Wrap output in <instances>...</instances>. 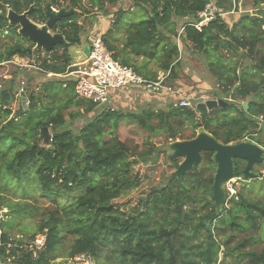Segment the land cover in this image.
<instances>
[{"label":"trees","instance_id":"trees-1","mask_svg":"<svg viewBox=\"0 0 264 264\" xmlns=\"http://www.w3.org/2000/svg\"><path fill=\"white\" fill-rule=\"evenodd\" d=\"M83 1L0 0V35L15 38L0 51V64L33 57L27 50L34 45L8 24L6 6L17 14L32 7L28 19L41 25L46 22L47 4L53 8L66 5L73 13L56 23L52 33L61 34L71 45H80L82 26L77 11ZM130 1L129 9L112 15V26L102 35L115 61L146 80H156L155 73L145 75L146 65L156 63L160 72L169 73L168 83L179 66L174 42L178 39L206 58L221 95L233 101L213 109L216 118L211 113L198 118L195 107L180 108L174 103L164 110L124 113L110 109L107 103L76 99L72 80L48 79L40 91L26 97L23 92L21 103L26 105L19 104L12 111L14 83L5 77L0 84V210H7L3 215L7 220L0 221V264H76L73 259L82 254L95 264H218L219 254V264H264V176L254 179L261 182L256 196L225 191L226 203L215 209L211 187L216 166L213 153L203 152L197 170L187 172L180 181L152 187L135 206L127 208L118 201L146 182L141 169L156 162L163 150L150 146L139 154L117 137L118 125L125 121L151 134L162 132L172 142L188 141L179 133L187 127L193 135L204 131L223 145L248 140L264 149V0H251L252 12L244 11L231 27L218 11L237 9L241 0ZM87 2L104 10L118 0ZM207 5L216 10L214 17L198 30V14ZM177 21L182 22L179 35ZM45 54L37 64L44 72L65 75L73 64L60 46ZM134 58H141L144 66L132 65ZM15 69L20 77L15 81L18 92L24 77L26 84L30 81L31 71ZM176 94L184 96L179 91ZM236 101L241 102L239 106ZM72 108V120L92 117L75 133L62 116ZM42 128L51 131L46 144L40 136ZM181 162V158L167 161V175ZM243 168V161L233 160L234 178L242 179ZM9 188L25 199L38 197L56 206L39 220L31 235L25 230L16 235L14 226L20 218L36 216V210L3 198ZM40 234L46 237L44 247L31 250L29 243ZM65 238L71 239L67 246ZM8 243L12 246L7 247Z\"/></svg>","mask_w":264,"mask_h":264},{"label":"rangeland","instance_id":"rangeland-1","mask_svg":"<svg viewBox=\"0 0 264 264\" xmlns=\"http://www.w3.org/2000/svg\"><path fill=\"white\" fill-rule=\"evenodd\" d=\"M130 0H118L115 5H108L105 6L104 10H98L97 8L88 4L87 0L81 3V9L78 12V23L82 26V30L80 33V38L82 43H86L87 40L94 34L99 33H106L112 26L113 17L112 15L116 13L119 9L127 10L131 7ZM211 13L213 14L215 9H213L212 5ZM53 8V7H52ZM60 9H65L66 11L70 10L67 8L66 5H63L60 8H53L55 11H59ZM245 12L251 13V0H241L237 6V9H233L230 12H222L218 11L221 16V19L228 24V26H232L236 20ZM128 16V15H127ZM181 21H177L178 27L176 29L177 34H181ZM15 42V38L11 36L2 34L0 35V51L3 47L7 45H12ZM174 42L177 44L179 49V66L176 70V77L171 79L168 83L172 87V90L176 93L179 91L184 96L192 98L191 102L194 107L201 102L207 100H224L225 102H232L233 100L228 96L227 98L221 95L220 91L217 88L216 81L210 71L208 70V65L206 58L203 55L196 54L193 50H190L182 41L176 39ZM25 46H29L28 43H25ZM30 48V47H29ZM32 50L31 56L32 58H15L17 61H21L22 64L26 62L34 61L35 65L39 64L41 59L46 57L44 51H33ZM80 56V53L77 54ZM229 56H234L230 54ZM142 60L140 58H134L132 61V65H140ZM229 65V64H226ZM135 66V67H136ZM16 66L14 65H5L0 66V84L2 83L5 77H10L13 81L14 86V95H15V102L17 107L13 108L11 106V110L15 111L18 109L19 104L21 103L22 96L19 99L17 96V81L20 77L19 74L16 72ZM139 67V66H138ZM146 70L150 71L151 73H155L157 78L160 77L163 73L160 72L159 66L156 63H149L146 66ZM48 79H58L49 76L41 75L37 72H30V81L26 84V88L24 90V97L28 96L29 94H33L37 91H40L41 86L48 80ZM60 79V78H59ZM11 81H9L7 85H9ZM118 92V91H114ZM167 96V95H165ZM173 98L168 95L166 98H156L153 97H144L140 99H135V101L131 102L130 104H126L125 107L120 106V104L116 105V102L112 100L110 102V109L114 111H121L124 113L132 112V113H141L147 110H164L167 105L173 103ZM240 101H236V104L239 106ZM25 107V106H24ZM78 109V108H77ZM74 108L62 113L63 119L67 122V127L71 129L73 133L77 132L81 129L87 122L91 120V115H84L80 118H76L74 120L71 119L70 115L74 113ZM79 111L82 112V108L79 107ZM212 111V112H211ZM206 113L216 118L217 113L216 111L211 110ZM214 112V115L212 114ZM201 114L197 113V117L199 118ZM233 118H237L236 114H231ZM209 117V116H208ZM155 124V123H154ZM181 137L185 140H191V137H195L198 133L197 131L193 135L191 130L185 127L182 131L179 132ZM49 137H51V131L49 130ZM117 137L120 142L124 143L126 147L136 153H144L145 150H149L150 146L157 147V149H161L163 151L160 157L157 159L156 162H152L150 167L142 168L141 171L143 174L146 175L147 180L146 182L142 183L141 186L127 194L123 199L119 200L118 203H124L127 208H131L136 205V202L140 196L146 194L149 189L152 187H157L162 185V182H165V178L168 177V164L167 156L169 155L168 146L174 142L171 140H166L164 134L156 133L151 134L148 131H145L139 128L137 125L131 122L121 121L118 125L117 129ZM109 136H106L105 139L107 140ZM181 140L177 139L175 142H180ZM251 142V141H250ZM253 143V141H252ZM255 144V143H254ZM202 165V164H201ZM200 165V166H201ZM253 172L256 174V177L261 174L264 176V163L262 165H256L253 168ZM257 179V178H256ZM255 179V180H256ZM250 182V184H243L242 181L238 180L237 178H233L229 181L227 185H225L224 190L229 193V195H233L237 191H244L248 193L249 196H256L257 189L260 187V181ZM252 189V192L248 190ZM29 193L32 194L31 191ZM3 198L8 201L20 203L26 206L28 209L36 210V216L29 218V219H18L14 226V232L16 235H19V230L27 231L28 235H31L35 226L38 224L39 220L43 218V216L47 213H50L55 210V204L48 202L45 199H41L36 197L34 199H25L20 197V193L14 191L13 189L9 188L3 192ZM7 213L6 209L0 210V221L4 218V214ZM222 239L221 237L218 240ZM65 246L71 243L70 238H65ZM222 260V254L218 256V264ZM61 261V260H58ZM229 264L228 262H226ZM225 263V264H226ZM69 264V263H67Z\"/></svg>","mask_w":264,"mask_h":264},{"label":"water","instance_id":"water-1","mask_svg":"<svg viewBox=\"0 0 264 264\" xmlns=\"http://www.w3.org/2000/svg\"><path fill=\"white\" fill-rule=\"evenodd\" d=\"M31 9L32 7L23 14H17L10 9L6 13L8 24L17 28L19 37L32 43L34 45L33 51L51 52L56 46H60L69 53L74 63L80 61L77 60V54L80 53V45H71L66 42L61 34L52 33L56 23L70 17L73 10L66 11L65 9H60L59 11H55L51 5L47 4L45 7L46 22L39 25L28 19V14ZM83 48L81 55L87 58L89 56L88 44ZM27 53L30 55L32 50H27ZM227 106L228 104L221 99L207 100L198 103L195 106V111L198 114H206L215 108H224ZM247 106V103H244L245 110H247ZM40 136L43 138L45 144L48 143L49 129L42 128ZM168 150L170 152L167 156L168 160L181 158L182 162L173 173L164 179L166 183L174 179L180 181L187 172L192 169L197 170L202 164L201 154L203 152L213 153L212 160L216 166V170L211 188L215 209H219L226 203L224 187L234 178L233 160L245 162L246 165L242 172L244 182L256 179V174L252 172L253 166L264 163V149L260 146L250 141L223 145L204 131L198 132L191 140L170 144Z\"/></svg>","mask_w":264,"mask_h":264},{"label":"built area","instance_id":"built-area-1","mask_svg":"<svg viewBox=\"0 0 264 264\" xmlns=\"http://www.w3.org/2000/svg\"><path fill=\"white\" fill-rule=\"evenodd\" d=\"M8 10L9 8L6 6V11ZM211 11V6L207 5L204 11L198 14L200 21L195 25L196 29L200 30L202 26H205L214 17V13L212 14ZM87 43L89 47V56L87 58L83 57L82 60L73 63L68 67V72L66 73L67 77H71L74 80V94L76 99L104 105L108 102L110 94L114 91L132 88L139 90L141 93L150 95L164 93V95H170L171 98L176 94L166 81L169 77V73H163L160 77L156 78V80H146L135 72L133 68L122 66L115 61L104 45L100 33L92 35ZM9 64L22 70L38 71L45 73L49 77L53 76L51 73L44 72V70L35 65L34 61L22 64L21 61L13 59V61L6 64H0V66ZM25 85L26 80L24 77L20 81V87L17 92L19 99L24 92ZM176 95V99L173 98L175 106L180 108L194 107L191 102L192 98L180 94ZM23 104L26 105L25 101ZM45 242V235L40 234L31 241L28 246H30L31 250L40 251L44 247ZM2 246L3 244L0 236V247ZM9 246L12 245L8 243L7 247ZM74 262L76 264H95L89 256L84 254L76 256L72 263Z\"/></svg>","mask_w":264,"mask_h":264},{"label":"crops","instance_id":"crops-1","mask_svg":"<svg viewBox=\"0 0 264 264\" xmlns=\"http://www.w3.org/2000/svg\"><path fill=\"white\" fill-rule=\"evenodd\" d=\"M100 34L103 35L104 33H100ZM85 45H86V43H82L81 42L80 47H79L80 56H78L77 60L83 59V56L81 55V52L83 51V49H84L83 47ZM138 66L139 67L144 66V61L142 60V63L140 65H138ZM138 66H136V67H138ZM52 75L53 76H51V77L58 78V79L60 78L59 80H62V81L72 80L74 82L73 78L67 77L66 74L65 75H54V74H52ZM145 75H150V71L147 70ZM144 97H153L154 99H156V98H161L162 99V98H166L167 96H165L164 93H160L158 95H150V94H147V93H141L139 90L133 89V88L132 89H125V90H120L118 92L111 93L110 96H109V100L107 102V107H110V102L112 100H114L116 102V105L120 104V106L125 107L126 104H130L131 102L135 101V99H140V98H144ZM12 107L15 108V107H17V105L14 104ZM24 108H26V106Z\"/></svg>","mask_w":264,"mask_h":264},{"label":"flooded vegetation","instance_id":"flooded-vegetation-1","mask_svg":"<svg viewBox=\"0 0 264 264\" xmlns=\"http://www.w3.org/2000/svg\"><path fill=\"white\" fill-rule=\"evenodd\" d=\"M86 44H88L87 42H86ZM245 162H243V167H245ZM254 166H256V165H254ZM254 166H253V168H254ZM244 169V168H243ZM243 172V171H242ZM252 172H253V169H252ZM254 173V172H253ZM238 180H240V181H242L243 182V176H242V179H240V178H238Z\"/></svg>","mask_w":264,"mask_h":264},{"label":"clouds","instance_id":"clouds-1","mask_svg":"<svg viewBox=\"0 0 264 264\" xmlns=\"http://www.w3.org/2000/svg\"><path fill=\"white\" fill-rule=\"evenodd\" d=\"M245 141H248V140H245Z\"/></svg>","mask_w":264,"mask_h":264}]
</instances>
